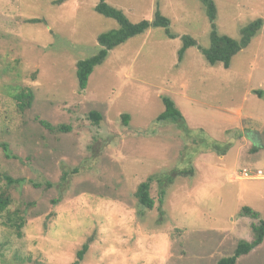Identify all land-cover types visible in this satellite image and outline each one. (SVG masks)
<instances>
[{"label":"rangeland","instance_id":"374dc122","mask_svg":"<svg viewBox=\"0 0 264 264\" xmlns=\"http://www.w3.org/2000/svg\"><path fill=\"white\" fill-rule=\"evenodd\" d=\"M213 2L210 22L200 0H105L133 24L159 11L168 32L149 28L110 50L80 90L76 64L119 27L96 12L98 0H0V144L15 157L0 147V172L26 180L14 206L34 203L22 206V238L0 216V264H72L85 244L80 264H218L250 242L257 221L243 208L264 221V178L229 181L243 168L264 176V148L237 138L242 126L264 129V0ZM259 19L228 68L208 64L213 26L238 41ZM184 37L196 46L179 60ZM23 88L33 93L25 111L14 99ZM163 98L184 122L157 120ZM148 179L152 211L135 198ZM236 264H264V242Z\"/></svg>","mask_w":264,"mask_h":264},{"label":"trees","instance_id":"16d2710c","mask_svg":"<svg viewBox=\"0 0 264 264\" xmlns=\"http://www.w3.org/2000/svg\"><path fill=\"white\" fill-rule=\"evenodd\" d=\"M206 10L207 17L210 22H213L215 19L216 8L213 0H200ZM95 10L100 15L115 20L119 27L116 30L104 33L98 36L97 40L100 45V50L94 56L89 59L80 61L76 64V77L78 80V85L80 90H84L88 84L90 75L92 74L94 68L100 65L108 55V52L115 47L124 43L127 39L145 33L149 28H163L168 32L169 20L162 16L159 11L155 14V19L153 21L142 20L139 23H131L123 14L121 10H118L112 6H109L105 3V0H98V4L95 7ZM29 22L35 23L36 21L30 20ZM262 20H256L250 23L248 26L244 27L241 30V38L236 41L227 36L219 35L214 29L211 32L210 46L208 49H202L201 52L205 56L208 64L215 65L221 63L225 68H228L232 58L242 49L246 48L249 44L251 38L260 30L262 27ZM171 36V35H170ZM196 46L194 40L190 38H183V45L178 52V59L181 60L185 52ZM258 97H262L260 91L255 92ZM33 93L30 89H19L17 94L14 96V99L18 105V109L25 111L29 109L32 105ZM164 105V111L157 118L158 121L170 120L172 122H184V117L176 106L175 102L170 98L162 99ZM89 118L94 121L96 125L102 120V116L99 113L91 112ZM123 122L126 125L129 121L128 115H123ZM49 131H55L58 128L48 125L46 122H41ZM60 131L68 132L69 128L60 127ZM5 136V135H4ZM0 147L2 149L3 155L7 159L15 158L10 155L8 151L7 143H1ZM261 147L253 148V152H259ZM0 172V216H3L6 222L7 227L12 231V234L16 235L17 238L23 237V228L26 223V213L25 208L34 206V203L22 204L20 203L17 206H14L13 191L18 187H21L26 183L24 178H12L11 176L5 174L6 171ZM67 173H63L61 180L64 182L67 179ZM154 182V179H148L145 182H142L138 185L135 198L137 199L138 205L147 211H152L156 203L151 197V185ZM35 187H40V184H33ZM47 188H52L53 185L50 182H46ZM163 192L161 191L159 203L162 202ZM60 202V199L52 200L53 204ZM13 206V207H12ZM244 215L252 218L257 222L251 224L252 238L250 242H239L233 254L227 258L221 259L218 264H236L237 260L249 254L253 249L260 246L264 242V221L258 220V216L252 209L245 207L243 208ZM52 215V214H50ZM33 216H37L33 214ZM89 246L85 244L81 247L80 250L76 253V260L72 264H80L86 253L88 252Z\"/></svg>","mask_w":264,"mask_h":264},{"label":"crops","instance_id":"0c3cea01","mask_svg":"<svg viewBox=\"0 0 264 264\" xmlns=\"http://www.w3.org/2000/svg\"><path fill=\"white\" fill-rule=\"evenodd\" d=\"M176 104V103H175ZM240 134L238 135V137L237 138H239L240 139V141H241V139L242 140H250V142H251V144H252V149L255 147V148H257V147H261V148H264L263 146H262V144H261V135H263L264 134V129L263 128H259V127H254V126H251V127H244V126H242L241 128H240ZM232 148H233V146H232ZM195 151H197V150H195ZM194 151V152H195ZM199 151V150H198ZM239 148L237 149V153H236V155H235V158H236V161H234V164H233V167H235L236 165H237V163L239 162V159H238V157H239ZM253 151V150H252ZM193 152V153H194ZM224 157H225V154H221V155H219L218 156V160H224ZM243 169H245V168H243ZM264 178V176H262L261 178H257V179H259V180H261V179H263ZM235 181H241V180H231L230 179V181L229 182H235Z\"/></svg>","mask_w":264,"mask_h":264},{"label":"built area","instance_id":"2783aa9c","mask_svg":"<svg viewBox=\"0 0 264 264\" xmlns=\"http://www.w3.org/2000/svg\"><path fill=\"white\" fill-rule=\"evenodd\" d=\"M263 176L262 172L260 170H256L253 172L251 169H242V171L238 173H234V179L235 180H242V179H257L261 178Z\"/></svg>","mask_w":264,"mask_h":264},{"label":"clouds","instance_id":"9594fccd","mask_svg":"<svg viewBox=\"0 0 264 264\" xmlns=\"http://www.w3.org/2000/svg\"><path fill=\"white\" fill-rule=\"evenodd\" d=\"M160 241L162 244H165L166 243V236H160ZM136 257H133V259H135Z\"/></svg>","mask_w":264,"mask_h":264},{"label":"water","instance_id":"95a60500","mask_svg":"<svg viewBox=\"0 0 264 264\" xmlns=\"http://www.w3.org/2000/svg\"><path fill=\"white\" fill-rule=\"evenodd\" d=\"M261 144H262V146L264 147V134L261 135Z\"/></svg>","mask_w":264,"mask_h":264}]
</instances>
